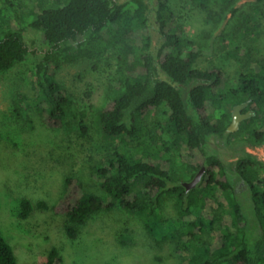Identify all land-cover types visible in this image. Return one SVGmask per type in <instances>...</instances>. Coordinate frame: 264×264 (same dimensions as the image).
Segmentation results:
<instances>
[{
	"label": "trees",
	"instance_id": "1",
	"mask_svg": "<svg viewBox=\"0 0 264 264\" xmlns=\"http://www.w3.org/2000/svg\"><path fill=\"white\" fill-rule=\"evenodd\" d=\"M186 1L202 11L209 3ZM253 8L263 15L259 6ZM152 10L159 36L155 50L143 0H34L27 25L41 33L45 44L31 67L34 108L46 129L63 131L49 155L61 165L70 161L76 150L69 144L81 145L93 131L86 111L70 109L73 100L55 78L56 70L62 63L85 59H94L95 68L104 53L113 61V83L110 100L96 112L94 124L119 142L120 149L92 165L105 197L67 171L64 193L57 201L22 198L17 218L28 227L34 214H45L73 240L91 216L118 210L140 218L157 246L168 241L179 245L186 253L183 264H264V161L245 151L230 165L209 147L211 137L229 141L231 109L247 102L252 115L240 122L238 132L246 145L261 147L264 153V57L253 60L251 47L247 48L248 65L230 83L216 66L197 67L203 53L185 35L184 19L168 0H155ZM18 18L14 13L13 20ZM242 19L247 25L244 32L257 40L258 17L244 14ZM22 30L12 27L11 16L0 10V71L27 55ZM161 106L166 118L156 122V135L145 128L143 117ZM68 115L67 123L72 124L64 133ZM32 122L28 119L29 129L35 127ZM202 166L200 181L186 191L182 182L191 180ZM169 199L176 217L165 219L161 211ZM211 235L219 241L215 248ZM61 261L57 247L50 245L40 264ZM0 264H16L1 234Z\"/></svg>",
	"mask_w": 264,
	"mask_h": 264
},
{
	"label": "rangeland",
	"instance_id": "2",
	"mask_svg": "<svg viewBox=\"0 0 264 264\" xmlns=\"http://www.w3.org/2000/svg\"><path fill=\"white\" fill-rule=\"evenodd\" d=\"M143 1L150 23L151 46L155 50L159 45L152 10L155 0ZM168 2L183 17L185 35L203 53L197 67L216 66L233 83L235 74L248 65L247 48L251 47L249 53L253 60L264 57V1L229 0L226 3L224 0H209L207 9L203 11L186 0ZM255 5L260 7L263 15L255 14ZM33 6L34 0H0V10L11 16V26L22 27L28 50L22 61L9 70L0 71V234L11 246L16 264H40L50 245L57 247L61 264H183L186 253L179 245L168 241L157 246L140 218L118 210L94 214L78 227V234L73 240L67 239L60 225L50 222L45 214H32L33 220L28 226L31 231L18 220L22 198L31 202L38 197L45 198L49 203L57 201L64 193L63 176L67 171H72L85 186L105 197L92 173V165L101 162L114 149H120L119 142L103 135L99 125L94 124L96 112L110 100L109 85L113 83V61L104 53L95 68H92L96 62L94 59H85L74 64L62 63L56 70L55 78L73 100L70 109L72 112L75 109L76 112L86 111L93 131L90 140L81 145L72 147L69 144L71 150H76L70 161L61 165L49 155L56 136L62 135L63 131L46 129L34 108L37 100L31 67L45 44L41 33L27 25L29 10ZM14 13L18 20H13ZM244 14L258 17L261 33L257 40L244 32L247 26L242 19ZM160 76L165 78L161 72ZM165 110V106H161L143 117L144 126L150 133L158 134L155 124L157 121L164 122ZM28 119L33 121L34 128H28ZM68 120H71L70 115L64 118V133L72 124L67 123ZM232 133L229 141L211 137L209 147L230 165L245 151L264 161L261 147L246 145L238 130ZM141 138L145 139L146 135L143 133ZM199 191L196 188V193ZM161 215L165 219L176 217L172 199L164 203ZM35 221L38 224L32 230ZM210 240L213 248L219 245L214 235Z\"/></svg>",
	"mask_w": 264,
	"mask_h": 264
},
{
	"label": "water",
	"instance_id": "3",
	"mask_svg": "<svg viewBox=\"0 0 264 264\" xmlns=\"http://www.w3.org/2000/svg\"><path fill=\"white\" fill-rule=\"evenodd\" d=\"M247 102H243L241 104H236L232 107L231 109V120L227 126V130L229 132H234L238 129L239 127V123L243 120L246 119L248 117H250L252 115V111L248 110L244 113H241V109H243L244 107L247 106ZM205 171L204 166H202L194 175V177L186 182H182V185L184 186L185 190L188 191L192 188H194L197 183L200 181L203 173Z\"/></svg>",
	"mask_w": 264,
	"mask_h": 264
},
{
	"label": "flooded vegetation",
	"instance_id": "4",
	"mask_svg": "<svg viewBox=\"0 0 264 264\" xmlns=\"http://www.w3.org/2000/svg\"><path fill=\"white\" fill-rule=\"evenodd\" d=\"M243 103V102H242ZM239 104H241V103H239ZM247 107V106H246ZM246 107H244L243 109H241V113H244V112H246V111H248L249 109H247ZM240 124V123H239ZM238 130V129H237Z\"/></svg>",
	"mask_w": 264,
	"mask_h": 264
}]
</instances>
